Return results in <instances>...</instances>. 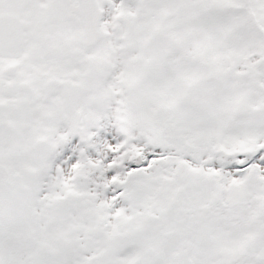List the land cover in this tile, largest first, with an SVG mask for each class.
<instances>
[{
    "label": "snow or ice",
    "instance_id": "1",
    "mask_svg": "<svg viewBox=\"0 0 264 264\" xmlns=\"http://www.w3.org/2000/svg\"><path fill=\"white\" fill-rule=\"evenodd\" d=\"M0 264H264V0H0Z\"/></svg>",
    "mask_w": 264,
    "mask_h": 264
}]
</instances>
